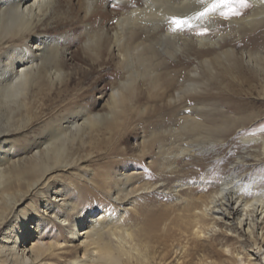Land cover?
Wrapping results in <instances>:
<instances>
[{
	"label": "bare ground",
	"instance_id": "1",
	"mask_svg": "<svg viewBox=\"0 0 264 264\" xmlns=\"http://www.w3.org/2000/svg\"><path fill=\"white\" fill-rule=\"evenodd\" d=\"M118 1L121 13L115 16L109 35L91 21V15L106 11L95 10V0H84L83 49L68 51L72 37L70 33L63 37L59 31L71 23L72 16L54 7L59 0H0V135L31 123L32 116L26 112L23 123L12 128L11 119L19 109L33 107L36 115L43 98L73 88L78 72L73 60L90 62L91 70L104 63L103 54L110 47L116 51L115 66L123 72L110 87L106 111L97 112L93 104L81 102L82 92L75 91L63 100L62 114L48 119L42 136L25 150L31 153L28 158L19 162L7 154L0 156V227L5 229L0 264H264V137L253 133L239 137L235 129L245 127L244 117L197 120L183 115L178 129L160 122L164 130L159 132L167 134L170 142L160 137L143 140L145 152L152 144L157 148L158 175L152 180L150 174L110 166L94 174L103 176L99 181L90 169L88 177L71 185L59 187L50 182L53 171L79 169L92 159L100 141L116 137L117 124L128 115L144 112L145 106L137 102L149 97L177 104L189 95L186 91L205 83L186 62L169 65L165 53L199 59L204 50L209 51L212 57L198 63L211 76V64L219 59L230 60L238 71L264 66V47L241 56L232 48L216 49L219 39H224L216 31L221 22L228 21L236 32L254 29L264 19V0H249L248 11L227 19L221 13L230 12L222 10L219 0H204L203 6L197 0ZM211 3L218 7L192 20L191 28L170 31L171 17H192ZM67 13L73 14V8ZM259 41L264 42V35ZM138 82L145 89L138 90ZM194 94L198 101L200 96ZM190 109L183 107L182 112ZM151 132V136L156 134ZM229 136L239 139L241 151L222 176L211 183L207 171L183 177L176 164L179 159L212 157ZM255 141L258 147L251 145ZM125 160L116 164H136L135 158ZM164 174L170 179L163 178ZM81 180L86 181L84 186ZM156 188L168 190L173 198L168 210L137 224L117 215L115 204H128L134 210L143 194ZM97 191L102 194L101 211L92 215L80 200L84 193ZM27 195L30 201L19 210L17 203ZM48 228L65 231L69 237L60 242L55 232L49 239ZM74 240L79 241L80 251L65 250Z\"/></svg>",
	"mask_w": 264,
	"mask_h": 264
},
{
	"label": "rangeland",
	"instance_id": "2",
	"mask_svg": "<svg viewBox=\"0 0 264 264\" xmlns=\"http://www.w3.org/2000/svg\"><path fill=\"white\" fill-rule=\"evenodd\" d=\"M83 1L59 0L54 6L55 8L60 7L64 9L66 17L69 18L72 16L71 23L62 26L59 31L63 37H66L69 33V37H72V43L69 44L68 51H81L83 49L86 28L85 22L87 19L82 8ZM248 4L249 6L247 8H241L239 3L232 4L229 2L221 5L222 10L228 9L229 12L234 10L243 14L252 7L249 0ZM69 7L73 8V14L67 13ZM94 9L106 11V13L98 12L95 15H91V21L93 24H100L107 34L110 35L114 18L117 14L121 13L119 1L95 0ZM235 16L239 17L237 15H231V18ZM227 23L228 21L221 22V25L216 30L224 35V39H219L220 46L216 47L217 50L232 48L237 56H241V53L244 51L251 52L264 47V42L261 43L259 41L261 35H264V19L254 29L244 27L239 32H236ZM108 48L109 52L103 54L104 63L101 66L93 67L91 70H89L90 62L73 60L71 62L72 66L78 70V72L76 70L77 74L74 75L73 88H70L68 91L60 90L57 93L55 91L49 97L43 98V104L40 105V110L36 112V115H34L35 111L33 107L29 109L30 106L27 109H19L16 111L11 119L12 128L19 126L21 121L23 123L24 119H26V112L32 116L31 123L22 127L24 128L23 130L12 129L9 133L0 135V147L2 146L0 156L7 154L13 161L19 162L24 157L28 158L31 153H25V150L42 136V131L48 119L58 118L59 116L57 115L62 114L63 100H67L70 94L75 91L78 93L82 92L81 102L93 104L94 110L97 112L106 111L110 87L116 85V81L123 76V72L115 66V61L117 60L116 51L110 47ZM204 51V54L199 59L195 58V55L183 57L180 54L170 56L165 53V59L169 65L186 62L189 66L188 69L194 70L195 68L199 74V78L205 82L200 87L186 91L189 95L183 102H177V104L172 103L174 104L172 105L165 100L160 102L149 97L142 99L139 103L137 102L136 104L145 106L144 112L136 113L135 111V113L128 115L117 124L118 131L116 137L110 138L109 141L101 140L100 145L95 149V154L93 153L92 159L81 163L79 166L80 171L76 167H72L66 171L55 170L50 175V182L59 187L61 184L71 185L80 180L79 178L85 179L88 177L91 170L93 171L92 176L96 179L95 181H99L103 176L98 178L96 175H100L105 168H110V166L119 171L130 170L139 174H150L148 178L152 180L158 175L155 171L158 160L156 154L157 148L152 144L153 146L150 145V148L145 152L143 150V140L150 139L154 141L152 138L160 137L165 143L170 142L171 139L167 134L159 132V130H164L160 122L164 123L167 121L178 129V119L183 115H188L197 120L244 117L246 119L244 122L245 127L243 129L241 127L235 129L240 133L239 137L242 135L241 133H253L254 136L264 137V66H262V69H242L238 71L229 64L230 60L219 59L217 63L214 62L211 64V68L214 71L213 76H211L210 74L208 75L205 65L198 63L200 59L212 57L211 53H208L209 51ZM66 54L68 55L67 52ZM169 69H171V66H169ZM137 89L143 90L145 86L138 82ZM194 93L200 96L198 101L194 99ZM148 94L149 92L146 95ZM172 95L173 97L175 96L174 93L171 94V97ZM183 107L191 108V111L182 112ZM172 108L175 110L172 111ZM151 131L153 133L156 131V134L151 136ZM251 145L258 147L259 142L255 141ZM240 146L241 144L238 138L229 136L221 145L217 146V152H214L212 157L207 155H197L191 158L185 157L179 159L176 164L182 169V175L186 178H191L196 172L202 173L207 171L209 173V183H211L214 178L222 176L223 171L229 167V161L241 151ZM132 157L135 158L136 164L134 165L130 164L129 166L123 167L122 164H116L122 158L127 159L124 163H128V161L133 159ZM163 178L170 179L169 175L165 174ZM81 181L83 182V180ZM85 184L86 181L82 183L83 186ZM101 195L98 191L90 194L84 193L81 196L80 205L90 209L92 215H97L101 211ZM30 199L31 196L29 195L22 197L17 203V208L19 210L23 209ZM172 203L173 198L171 195H168V190L156 188L148 194H143L140 205H137L134 210H132L133 208H127L129 206L128 204H115L113 208L117 211V215L122 217L124 221L137 224L142 221H147L148 218L156 215L159 211L168 210ZM125 207L127 210H125ZM136 209H138V213H136ZM3 230L5 229L1 226L0 241H3L1 239L4 236ZM26 230H29V228H26ZM51 230L48 228L45 231V233H50L51 236H49V239L53 238L52 235L55 232H57L56 234L60 242L69 237L65 231H57V229ZM72 245V247L69 246L64 249L76 253L80 251L79 241L74 240ZM53 261L55 260H51V262ZM56 261L58 260L56 259ZM61 263L67 264L66 262Z\"/></svg>",
	"mask_w": 264,
	"mask_h": 264
},
{
	"label": "snow or ice",
	"instance_id": "3",
	"mask_svg": "<svg viewBox=\"0 0 264 264\" xmlns=\"http://www.w3.org/2000/svg\"><path fill=\"white\" fill-rule=\"evenodd\" d=\"M239 3L241 8H247L249 6L248 0H219L220 4H226V3ZM197 3H200L202 6L204 5V0H197ZM218 7L217 3H211L207 4V6L203 7V11L197 12L194 16L188 17V16H173L168 20V23L170 25V31L177 32V31H183L184 29L191 28L192 20L196 19H202L204 18L208 13L213 12ZM237 15L239 16L241 13L239 11H230V13H221L225 18H228L229 15ZM207 31V29H205ZM202 34V33H201Z\"/></svg>",
	"mask_w": 264,
	"mask_h": 264
}]
</instances>
